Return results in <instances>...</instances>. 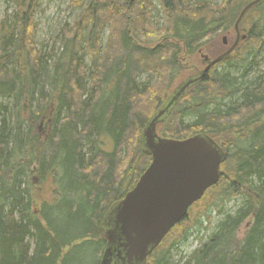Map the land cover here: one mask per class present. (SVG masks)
<instances>
[{
  "label": "trees",
  "instance_id": "16d2710c",
  "mask_svg": "<svg viewBox=\"0 0 264 264\" xmlns=\"http://www.w3.org/2000/svg\"><path fill=\"white\" fill-rule=\"evenodd\" d=\"M9 1L12 15L0 20V264H101L106 215L151 165L141 135L169 99L157 101L167 77L186 67L181 56L234 32L255 0H72L82 12L53 65L58 55L37 47L34 1ZM158 8L164 24L152 15ZM104 28L110 29L106 47ZM240 30L247 39L159 125L166 139L207 135L224 145L221 180L202 200L215 199L200 211L202 200L193 205L146 264H173L175 246L203 227V216L210 218L206 207L220 210L234 200L237 210L223 215L182 264H264V76L245 84L218 70L232 61L246 63L249 73L259 65L264 3L246 14ZM151 41L159 43L143 46ZM34 177L38 187L50 185L40 205Z\"/></svg>",
  "mask_w": 264,
  "mask_h": 264
},
{
  "label": "water",
  "instance_id": "95a60500",
  "mask_svg": "<svg viewBox=\"0 0 264 264\" xmlns=\"http://www.w3.org/2000/svg\"><path fill=\"white\" fill-rule=\"evenodd\" d=\"M262 3L264 0H255L241 11L232 47L215 60L205 57V70L181 84L142 132L141 147L152 162L136 187L106 215L101 234L107 248L101 264H146L190 208L219 184L221 166L226 161L221 146L207 135L186 140L162 138L157 126L166 121L191 87L202 82L212 67L230 57L245 41L240 24L252 8ZM223 44L228 45L227 38Z\"/></svg>",
  "mask_w": 264,
  "mask_h": 264
},
{
  "label": "rangeland",
  "instance_id": "374dc122",
  "mask_svg": "<svg viewBox=\"0 0 264 264\" xmlns=\"http://www.w3.org/2000/svg\"><path fill=\"white\" fill-rule=\"evenodd\" d=\"M34 1V8H35V22L37 25L36 33H35V40L37 43V47L39 50L46 51V52H54V55L57 54L55 58H52L50 61V65L58 59L60 56L59 54L62 53L64 50V37L68 29L73 28L75 23L77 22L79 16L81 15L82 9H73L71 7L72 0H33ZM96 1L99 3L104 2H112L115 0H86L87 2ZM134 1V0H132ZM148 1V2H147ZM85 3V5H86ZM145 3H150L149 0H146ZM156 4V2H153ZM13 4L9 0H0V20L4 19L7 14L12 15L13 11ZM148 11L152 10L147 8ZM153 16L158 18L159 24H164L162 14L158 9L153 10ZM110 29L104 28L103 31L100 30L101 33V40L104 47L108 44L109 37H110ZM156 30V29H155ZM66 32V33H65ZM131 32V31H130ZM241 34L244 33L240 30ZM227 38L229 41L228 47L223 44V39ZM143 39V38H142ZM236 41V33L230 32L228 34H222L220 36H216L214 39H208L204 42L201 52L198 51L195 55L189 57H183L180 59L182 61L185 59L186 67L180 69L178 72L175 70L171 76L167 77L166 84L167 86L165 89L157 95V101L163 103L165 99H168L172 93L176 90V88L180 87L181 84L186 82L189 78L195 76V69H192L194 66L202 71L205 68L204 65V56H208L211 60L218 58L219 56L223 55L230 46H232ZM159 43V42H157ZM156 42H145L143 46L151 47L157 45ZM204 53V56H203ZM255 61L258 62V66L254 67L252 72H248V65L245 63V66H242L240 63H236L232 61L229 65H225L224 67L218 69L220 72H223L225 75L230 76L231 78H239L240 83H248L253 80L258 75L261 77L264 76V46L256 52ZM251 61L247 60V63ZM86 63L90 65L89 60H86ZM201 69V70H200ZM248 72V74L246 73ZM156 101V100H155ZM187 100H185L186 102ZM229 101H226L225 104L227 105ZM187 124L192 122V118L185 120ZM160 127L157 128V133L160 135ZM47 130L45 124H41L38 129V134L40 137L47 136ZM222 176V173H221ZM34 185L39 186V181L36 177L33 179ZM37 186V187H38ZM49 184L45 186L38 187L36 190V205H40L41 200L47 198L50 195V188ZM218 193L216 194L217 197ZM207 199L202 200V203L197 208L198 211L202 210L207 203H211L215 199V195L211 194V196L205 197ZM206 202V203H204ZM211 205H208L209 208V217L206 215L202 217L201 224L202 226H198L190 231L188 238L178 245L172 250L170 256L172 258L173 264H182L186 261V259L194 252L197 248L201 245V238L204 240L206 237L214 230L215 226L219 222L225 214H233L237 208L239 207V201L234 200L231 202H225V205H221L220 210L215 209L213 210ZM194 212L196 218H199L201 212ZM223 211V213H222ZM222 213V214H221ZM191 214V213H190ZM189 214V215H190ZM194 217V216H193ZM192 219V217H191ZM247 223H245L240 231V235L244 234L247 228ZM175 239V236L169 237L165 243L164 248H169L172 246V243Z\"/></svg>",
  "mask_w": 264,
  "mask_h": 264
},
{
  "label": "bare ground",
  "instance_id": "6f19581e",
  "mask_svg": "<svg viewBox=\"0 0 264 264\" xmlns=\"http://www.w3.org/2000/svg\"><path fill=\"white\" fill-rule=\"evenodd\" d=\"M241 25V24H240ZM245 37H246V39H247V36L246 35H244ZM245 39V40H246ZM237 83V82H236ZM217 143V142H216ZM218 144V143H217ZM219 145V144H218ZM219 146H221L222 148H223V150H224V152H225V154H226V160H227V153H226V150L224 149V145L222 144V145H219ZM96 154V153H95ZM94 157V156H93ZM223 165V164H222ZM207 213V212H206ZM45 219V218H44ZM52 219V218H51ZM46 222V221H45ZM94 239V238H93ZM90 241V240H89ZM94 241V240H93ZM102 243V242H101ZM105 244V243H104ZM102 245H103V243H102ZM104 246V245H103ZM85 247V246H84ZM106 247V246H105ZM85 249H87V248H85ZM93 249V248H92ZM100 249V248H99ZM98 250V249H97ZM93 252V251H92ZM99 253H101V252H99ZM150 257V256H149ZM148 257V258H149ZM148 260V259H147ZM147 263V262H146Z\"/></svg>",
  "mask_w": 264,
  "mask_h": 264
},
{
  "label": "flooded vegetation",
  "instance_id": "af4514ba",
  "mask_svg": "<svg viewBox=\"0 0 264 264\" xmlns=\"http://www.w3.org/2000/svg\"><path fill=\"white\" fill-rule=\"evenodd\" d=\"M205 67H207V65H206ZM204 69H205V68H204ZM204 69H203V70H204ZM219 69H220V68H219ZM176 89H177V88H176Z\"/></svg>",
  "mask_w": 264,
  "mask_h": 264
}]
</instances>
